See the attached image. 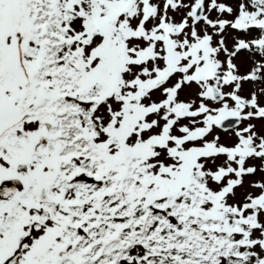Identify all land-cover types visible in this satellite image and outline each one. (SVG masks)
Segmentation results:
<instances>
[{
    "label": "snow or ice",
    "instance_id": "snow-or-ice-1",
    "mask_svg": "<svg viewBox=\"0 0 264 264\" xmlns=\"http://www.w3.org/2000/svg\"><path fill=\"white\" fill-rule=\"evenodd\" d=\"M0 264H264V0H0Z\"/></svg>",
    "mask_w": 264,
    "mask_h": 264
}]
</instances>
